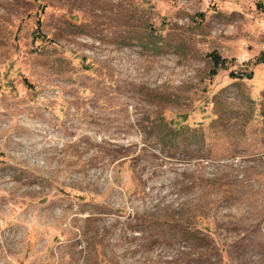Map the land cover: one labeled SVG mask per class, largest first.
Returning <instances> with one entry per match:
<instances>
[{
  "label": "rangeland",
  "instance_id": "obj_1",
  "mask_svg": "<svg viewBox=\"0 0 264 264\" xmlns=\"http://www.w3.org/2000/svg\"><path fill=\"white\" fill-rule=\"evenodd\" d=\"M263 26L264 0H0V264H264Z\"/></svg>",
  "mask_w": 264,
  "mask_h": 264
},
{
  "label": "trees",
  "instance_id": "obj_2",
  "mask_svg": "<svg viewBox=\"0 0 264 264\" xmlns=\"http://www.w3.org/2000/svg\"><path fill=\"white\" fill-rule=\"evenodd\" d=\"M214 55H216L215 56V61H216L217 65H221V66H225L226 67V65H225L226 64V59L222 58L219 54H214ZM215 73H216V71H215ZM231 76H234V74L232 73ZM240 77H242V76H237V78H240ZM247 77L248 78H252V73L251 72L248 73Z\"/></svg>",
  "mask_w": 264,
  "mask_h": 264
},
{
  "label": "built area",
  "instance_id": "obj_3",
  "mask_svg": "<svg viewBox=\"0 0 264 264\" xmlns=\"http://www.w3.org/2000/svg\"><path fill=\"white\" fill-rule=\"evenodd\" d=\"M263 33H264V26H263Z\"/></svg>",
  "mask_w": 264,
  "mask_h": 264
}]
</instances>
